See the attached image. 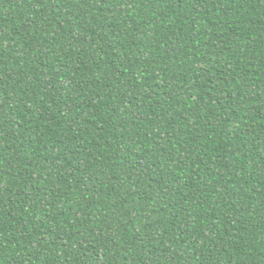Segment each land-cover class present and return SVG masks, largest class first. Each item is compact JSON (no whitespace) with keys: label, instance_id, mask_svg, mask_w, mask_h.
<instances>
[{"label":"trees","instance_id":"trees-1","mask_svg":"<svg viewBox=\"0 0 264 264\" xmlns=\"http://www.w3.org/2000/svg\"><path fill=\"white\" fill-rule=\"evenodd\" d=\"M0 264H264V0H0Z\"/></svg>","mask_w":264,"mask_h":264}]
</instances>
